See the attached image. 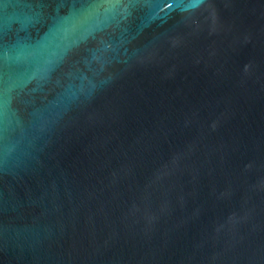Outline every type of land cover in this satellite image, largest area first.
Instances as JSON below:
<instances>
[{
    "label": "water",
    "instance_id": "95a60500",
    "mask_svg": "<svg viewBox=\"0 0 264 264\" xmlns=\"http://www.w3.org/2000/svg\"><path fill=\"white\" fill-rule=\"evenodd\" d=\"M0 264H264V0H0Z\"/></svg>",
    "mask_w": 264,
    "mask_h": 264
}]
</instances>
